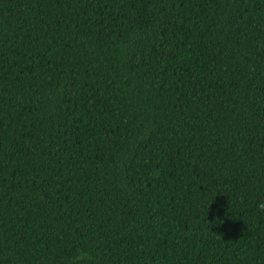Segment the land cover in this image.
Returning a JSON list of instances; mask_svg holds the SVG:
<instances>
[{
  "label": "trees",
  "instance_id": "1",
  "mask_svg": "<svg viewBox=\"0 0 264 264\" xmlns=\"http://www.w3.org/2000/svg\"><path fill=\"white\" fill-rule=\"evenodd\" d=\"M264 0H0V264H264Z\"/></svg>",
  "mask_w": 264,
  "mask_h": 264
},
{
  "label": "clouds",
  "instance_id": "2",
  "mask_svg": "<svg viewBox=\"0 0 264 264\" xmlns=\"http://www.w3.org/2000/svg\"><path fill=\"white\" fill-rule=\"evenodd\" d=\"M257 209L264 213V201H261L260 203L257 204Z\"/></svg>",
  "mask_w": 264,
  "mask_h": 264
}]
</instances>
